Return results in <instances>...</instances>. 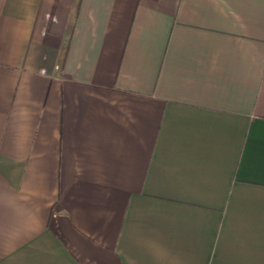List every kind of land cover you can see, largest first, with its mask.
I'll return each mask as SVG.
<instances>
[{"label": "crops", "instance_id": "0c3cea01", "mask_svg": "<svg viewBox=\"0 0 264 264\" xmlns=\"http://www.w3.org/2000/svg\"><path fill=\"white\" fill-rule=\"evenodd\" d=\"M0 264H264V0H0Z\"/></svg>", "mask_w": 264, "mask_h": 264}]
</instances>
